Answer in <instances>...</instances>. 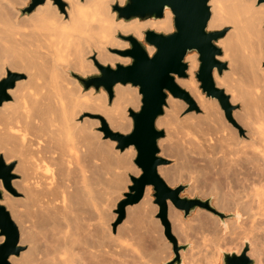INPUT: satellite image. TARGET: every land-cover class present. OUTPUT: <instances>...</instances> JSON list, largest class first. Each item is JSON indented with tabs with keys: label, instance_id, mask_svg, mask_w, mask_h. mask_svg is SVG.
Listing matches in <instances>:
<instances>
[{
	"label": "bare ground",
	"instance_id": "obj_1",
	"mask_svg": "<svg viewBox=\"0 0 264 264\" xmlns=\"http://www.w3.org/2000/svg\"><path fill=\"white\" fill-rule=\"evenodd\" d=\"M62 1L67 3V7L62 11L58 10V5L53 0H45L30 13L18 16L17 7L24 6L26 0H0V79L5 77L7 69L4 60L6 42L7 47L12 50L11 54L15 52L23 61L20 64L16 60L18 64L14 60L10 67L23 70L27 76V80H17L15 86L9 89L12 101H5L0 106V150H5L4 156L8 158H20L15 171L24 173L19 185L28 194L27 207L19 209L20 202L17 198L14 199L7 192H3L1 203L10 209L11 217L18 224L20 242L30 243L26 255H12L9 261L11 264H149L139 261L135 243L131 241L132 233H129L126 227L117 228V234H110L108 231L104 233L105 231L100 229L102 226L96 227L98 223L95 229L93 226L91 229L78 226L79 223L76 226L75 223L80 222L81 213H78V220L76 216H70L74 210H69V204L72 203L68 204L67 198L69 183L75 184L79 179L82 184H87L86 181L94 177L98 180L96 177L100 176V167L91 165L92 158L104 157L110 166L139 174V170L134 169L131 163L135 156L132 146L123 152H113L111 148L114 142H108L110 149L105 148L106 142L104 145V142L97 140L100 134L90 130L87 122L76 120L81 112L88 111L101 115L112 130L127 133L132 127L128 109L137 110L140 106L138 88L129 84H115L114 98L107 104L104 90H84L78 78L70 77L68 71L86 77L97 73L96 63L110 66L115 63H129V58L108 51V48L128 47L127 42L118 40L114 35L131 34L142 41L143 31L146 29L169 33L173 30L172 13L169 8H165L162 18L124 20L117 19L111 11L113 3L122 5L124 0ZM209 4L211 16L207 29L214 30L224 24H232L233 27L226 36L216 42L223 51L219 59L228 58L230 68L229 72L220 75L214 70L216 85H226V90L232 94L230 101L245 97V102H242L245 106H253L254 111L258 103L264 107V77L262 87L258 84L262 75L258 74L260 59L257 57L258 47L263 43L260 35L264 32V28H261L264 22V2L209 0ZM253 38L261 40L260 43L253 42ZM145 47L149 55L154 52L153 46L145 44ZM17 56L14 59H17ZM185 60L188 63V77H177L175 81L194 96L198 106L205 111L201 118L192 114V117L196 118L190 117L193 121L188 120L190 128L193 131L200 129L201 134L177 143L172 135L165 131L166 136L158 141L161 154L174 156L179 164L176 168L161 164L157 168L158 173L168 184H174L182 171H189L194 181L191 195L196 191L199 194H213V205L216 209L235 212L231 213L234 218L225 219L224 224L216 216H210L200 210H196L195 214L185 220L190 221L194 229H206L212 235L209 239L211 242L207 244V253L203 244L204 256L197 259L195 256L198 255L193 257L191 251L188 258V254L184 253L188 259L191 258V261L187 262L211 264L221 254L220 247L231 248L240 254L244 251L247 241L249 245L245 254L254 259L253 264H264V125L258 124L263 121L249 123V133L253 136L257 134V138L254 136L249 141L243 139L239 122L236 120V126H233L215 116L213 104L199 90L194 75L198 66L196 51L188 52ZM259 85L262 89H259ZM258 89L262 91L258 93ZM214 100L212 98L211 101L215 103ZM167 102L173 105V109L177 106L175 98L168 97ZM167 113L157 118V125H175L176 122L172 121L175 117L172 119L171 114ZM246 116L248 118L247 114ZM182 123L183 121L180 125ZM73 163L75 168L71 167ZM57 165L64 166V170L59 169L61 171L58 173L60 183L55 182L58 178L55 171ZM88 169H91L92 175ZM17 183L15 181L14 185ZM1 185L0 179V187ZM76 189L73 195L77 193L79 196L78 191L81 189ZM150 190L151 186H147L140 204L149 201ZM78 198L76 201L82 199ZM76 203L74 206H77ZM79 203L81 204L80 201ZM85 205L87 207V203ZM74 206L72 208L76 209ZM168 215L176 221V230L179 227L181 236L185 238L181 213L169 204ZM241 215L244 218L241 219ZM72 217L76 219L72 221ZM85 220L87 221L86 218ZM82 225L85 226L83 222ZM125 238L130 239V243ZM120 239L126 241L123 244L128 248L120 247L123 251L120 250L119 253L114 250L113 245L117 246L122 242ZM143 257L141 255L140 259Z\"/></svg>",
	"mask_w": 264,
	"mask_h": 264
},
{
	"label": "water",
	"instance_id": "obj_2",
	"mask_svg": "<svg viewBox=\"0 0 264 264\" xmlns=\"http://www.w3.org/2000/svg\"><path fill=\"white\" fill-rule=\"evenodd\" d=\"M45 0H30L28 6L22 9V13H30ZM62 11L65 2L53 0ZM264 0H257L262 3ZM165 8L172 13L173 30L169 33L157 32L152 29L143 31V40L154 47V52L149 55L145 44L131 34H119L127 41L129 46L124 49H112L122 57H129L130 63H115L114 67L96 63L98 72L86 77L74 75L87 90L93 87L96 91L103 88L108 97V103L114 98V86L130 84L137 87L140 94V106L137 110L128 109L132 120V127L127 133L112 130L106 120L96 114L100 120V130L104 139L116 142V149L123 151L132 146L136 152L133 159L139 169L138 175H130L131 184L123 193V198L117 203L118 217L113 223L115 228L120 223L126 212V207L140 202L147 186L153 189L154 203L158 205L157 217L164 226L165 235L173 244L174 257L163 264H183L179 255L180 249H186V245H178L175 236L171 233L168 219L169 202L183 212L187 217L196 208L206 209L217 215L224 224L225 218L233 214H225L211 205V198L201 199L181 196L184 185L171 187L158 173V166L166 164L167 159L159 155L158 141L164 137L163 129L156 127V120L164 113L168 93L175 98L183 99L190 108H196L195 101L187 90L180 87L175 77L186 78L188 64L184 58L188 52L196 51L199 67L195 76L199 87L207 97L217 99L221 108L225 111L226 118L234 123L231 115L233 105L229 95L219 88L214 80V70L220 75L226 64L219 59L222 49L216 44L217 40L225 35L226 29L209 30L208 21L211 16L209 0H125L122 5L113 3L111 9L116 12L117 19L130 20L138 18H162ZM22 77L21 73L7 69L6 76L0 79V105L10 99L9 89L15 86V82ZM14 163H5L0 155V179L5 189L14 191L11 180L15 174L12 172ZM3 193L0 190V201ZM0 264H11L9 258L19 255L22 250L19 228L13 221L9 211L0 203ZM248 242H245L244 251L237 254L235 251L222 250L221 264H253V261L245 254Z\"/></svg>",
	"mask_w": 264,
	"mask_h": 264
},
{
	"label": "rangeland",
	"instance_id": "obj_3",
	"mask_svg": "<svg viewBox=\"0 0 264 264\" xmlns=\"http://www.w3.org/2000/svg\"><path fill=\"white\" fill-rule=\"evenodd\" d=\"M124 2H125V0H124ZM256 2H257V0H256ZM29 3H30V0H26V4L24 5V6H21V7H17V9H18V16H21V15H23V14H28V13H22L21 11H22V9H24L26 6H28L29 5ZM115 3H117V2H115ZM119 4V3H118ZM210 5V4H209ZM67 7V3L65 2V8ZM59 8V7H58ZM58 10H60V9H58ZM111 11H113L112 9H111ZM114 13H115V16H116V12L115 11H113ZM264 28V22L261 24V28ZM232 24H224V25H222L221 27H219V28H216V29H214V30H218V29H226V32H225V35L224 36H226L231 30H232ZM262 28V29H263ZM119 34H115L114 36L118 39V40H120V41H123V42H127V41H125V40H123L122 38H120L119 36H118ZM223 36V37H224ZM260 37L262 38V45H261V47H258L259 46V44H257L258 42L260 43V41L261 40H259L258 38H253L254 40H252L253 42H257V43H255L256 45H258V46H256V47H258L259 48V50H257V51H259L258 52V55H257V57L259 56V59L260 60H258L259 62H260V64L258 65V69H260V70H258V74H261L262 76H261V82L260 83H258V84H261L262 85V80H263V78L262 77H264V32L262 33V35H260ZM259 37V38H260ZM222 38V37H221ZM256 39H258L257 41H256ZM6 40V39H5ZM6 42V41H5ZM252 42V43H253ZM128 43V42H127ZM142 43L143 44H146L145 43V41L144 40H142ZM217 44V43H216ZM254 44V43H253ZM252 44V45H253ZM0 45L2 46V44L0 43ZM146 45H148V44H146ZM218 45V44H217ZM8 45H7V42L5 43V62H6V64H5V66H6V68L7 69H9L10 71H13V72H17V73H21L22 74V77L19 79V80H27V76H26V72H24L23 70L21 71V70H18V69H13V68H11L10 67V64L12 63V62H14V60H15V62L16 63H18L17 61H19L20 62V64H22V59H20V57L18 58V56L15 54V52H13L14 54H11L12 52V50H10L8 47H7ZM128 46H129V44H128ZM219 46V45H218ZM220 48H221V46H219ZM1 48V47H0ZM126 48V47H125ZM257 48V49H258ZM261 48V49H260ZM115 49V48H114ZM120 49H124V48H120ZM222 49V48H221ZM261 50V51H260ZM10 51V52H9ZM108 51L110 52V53H113V54H116V53H114L113 51H112V49H109L108 48ZM263 52V53H262ZM9 53V54H8ZM197 53V52H196ZM11 55V56H10ZM116 55H118V54H116ZM222 55H223V51H222ZM221 55V56H222ZM262 55V56H261ZM17 56V59H14L15 57ZM118 56H120V55H118ZM197 56H198V54H197ZM261 56V57H260ZM9 57V58H8ZM93 57V59H94V57H95V55H93L92 56ZM92 57H89V59H91ZM122 57V56H121ZM125 58H129V57H125ZM7 60V61H6ZM17 60V61H16ZM221 61H223L225 64H226V67H225V69L223 70V72H229V70H230V68L228 67V63H229V60H228V58H223V59H220ZM22 61V62H21ZM130 61H131V59L129 58V63H130ZM184 61L187 63V61L185 60V58H184ZM19 64V63H18ZM188 64V63H187ZM112 67H114V66H112ZM198 67H199V60H198V66H197V68H196V70H195V73L198 71ZM97 68V67H96ZM7 69H6V71H7ZM188 70V69H187ZM97 72H98V69H97ZM215 72L217 73V71L215 70ZM223 72H222V74H223ZM68 74H69V76L70 77H72V78H75V74L73 75V73L72 72H70V71H68ZM195 75V74H194ZM217 75H219L218 73H217ZM5 76H6V74H5ZM187 77H188V71H187ZM186 77V78H187ZM175 78H177V77H175ZM195 79L197 80V78H196V76H195ZM197 82H198V80H197ZM216 83V82H215ZM178 84V83H177ZM264 84V83H263ZM80 85H81V83H80ZM130 85V84H129ZM179 85V84H178ZM82 86V85H81ZM180 86V85H179ZM225 86V87H224ZM181 87V86H180ZM219 88H222L223 90H224V92L227 94V95H229V99H230V97H231V95L232 94H230V92L231 91H227L226 90V85H220V86H218ZM259 89H262V87H263V85H262V87L259 85ZM82 88H83V86H82ZM90 88H92L94 91H96L93 87H90ZM89 88V89H90ZM183 88V87H182ZM198 88H199V90L201 91V93L204 95V97L205 98H207V100L208 101H210L212 104H213V112H215L214 114H215V116H219L218 118H220L221 117V119H223L224 121H226V124H229V125H233V126H236V120L239 122V128H241V137L243 138V139H245L246 141H249V140H251L252 139V137H254V136H256V135H251V133H249L250 131H251V127L249 126V123H253V122H259V121H263L262 123H258V124H262V125H264V119H263V105H259V104H261V103H258V104H256V107H254V109H255V111L252 109L253 108V106H250V107H248V106H245L246 104L244 103L245 101L244 100H246V98L245 97H243L241 100L240 99H238V100H236V101H230V103H231V105H233V109H232V111H231V115H232V117H233V119H234V123L233 122H231V121H229L227 118H226V116H225V111L221 108V106H220V104H219V102H218V100L217 99H215L214 101H215V103H213V101H211L212 100V98L211 97H207L206 96V94L205 93H203L202 92V90H201V88L199 87V82H198ZM100 89H102V90H104L103 88H100ZM99 89V90H100ZM258 89V93H260V91H262V90H259ZM85 90V89H84ZM88 90V89H87ZM99 90L98 91H96V92H99ZM105 91V90H104ZM263 91H264V88H263ZM105 93H106V91H105ZM263 93V92H262ZM106 96H107V93H106ZM168 97H172V98H175V97H173L171 94H169L168 93ZM168 97H167V99H168ZM192 98H193V100L195 101V104H196V108H190V106H189V104L187 103V102H185L183 99H180V98H175V100H176V102H177V106L176 107H174V109H173V105L172 104H169V102H167V100H166V102H167V104H166V106L164 107V113H163V115L162 116H164L167 112L169 113V115H170V117L173 119V117H175L172 121H173V123L174 122H176V123H174L175 125H171V126H165V125H157L156 124V127L158 128V129H163L164 130V132L165 131H168L171 135H172V138H173V140L174 141H177V143H179V142H181V141H185V140H188L189 138H193L195 135H197V134H201L200 133V129H196V130H192L191 128H190V122H188V120H192L191 118H194V117H192V114H193V116H198L199 118H201L204 114H205V111L202 109V108H200L199 106H198V101L194 98V96H191ZM214 99V98H213ZM244 99V100H243ZM5 101H12V96L10 95V99L9 100H5ZM5 101H3V102H5ZM242 101H244V102H242ZM179 103V104H178ZM244 103V104H243ZM3 104V103H2ZM1 104V105H2ZM107 104H109L108 103V97H107ZM263 104V103H262ZM0 105V106H1ZM170 105H172V106H170ZM243 105V106H242ZM217 106V107H216ZM255 106V105H254ZM244 108H245V110H244ZM247 108V109H246ZM250 108V109H249ZM172 109V110H171ZM217 109H218V112H217ZM243 109V110H242ZM167 110V112H165ZM216 110V111H215ZM249 110V111H248ZM250 110H251V112H250ZM245 111V112H244ZM250 114H249V113ZM167 113V114H168ZM174 114V116H172L173 114ZM244 113H246L247 115H248V118H247V116H246V114H244ZM258 114V115H257ZM128 115H129V112H128ZM235 117H234V116ZM188 117V118H187ZM191 117V118H190ZM195 117V118H196ZM256 117V118H255ZM131 118V117H130ZM194 118V119H195ZM182 119V120H181ZM186 119V120H185ZM261 119V120H260ZM263 119V120H262ZM77 121H79V122H81V121H85V122H87V125H88V127L90 128V130H92V131H94V132H96L97 134H100V137L97 139V140H99V142H101V143H103L104 142V145H106V147L105 148H109L110 149V144H111V142H114V145H113V147L111 148V150L113 151H117V152H123V151H125V150H123V151H120V150H118V149H116V142L115 141H112L111 139H109V138H107V139H104L103 138V133H102V131L100 130V127H101V124H100V120L97 118V116H96V114H93V113H89L88 111H83V112H81L78 116H77V119H76ZM178 121V122H177ZM183 121V123L180 125V123ZM193 121V120H192ZM187 122V123H186ZM238 122H237V124H238ZM251 123V124H252ZM184 124V125H183ZM242 124V126L240 127V125ZM256 124V123H255ZM178 125V126H177ZM185 125H186V128H185ZM189 125V126H188ZM255 126H257V125H255ZM170 127V128H169ZM237 127H238V125H237ZM170 129V130H169ZM254 129V128H253ZM174 131V132H173ZM166 136V132H165V135H164V137ZM255 138H257V136L255 137ZM177 139V140H176ZM96 141V140H95ZM96 142H98V141H96ZM95 142V143H96ZM105 142H106V144H105ZM108 142H110V144L108 145ZM110 146V147H109ZM158 147H159V155L161 156V157H163V158H165V159H167L168 161H167V163L166 164H162V165H167V166H173L174 168H176V167H178V160L174 157V156H165V155H163V154H161V147L158 145ZM134 149V148H133ZM250 148H248L247 150L249 151V152H251V149L249 150ZM113 151V152H114ZM135 151V150H134ZM4 154H5V150H0V155H2V157H3V159H4V161H5V163H14V167H13V170H12V172L15 174V176H14V178L11 180V185H12V187H13V189H14V191L12 192V191H9V190H7V189H5V187L3 186V184L1 185V187H0V190L2 191V193L3 192H7L8 194H10V196H12V198L14 197V199H16L17 198V201L18 202H20L19 203V209H24L25 207H27L26 205H27V197L26 196H28V194H27V192L25 191V190H23V188H21V185H19V184H21L20 183V181L19 180H21L22 179V177H23V175H24V173L23 172H19V171H15V167L18 165V163H19V157L17 156H11L10 158H8L7 156H4ZM80 154H82V153H80ZM80 154H78L79 156H80ZM135 154H136V152H135ZM135 157V156H134ZM134 157H133V159H134ZM101 159H97V158H92V160L91 161H93L92 162V164L91 165H95L96 167H100L99 169H98V172L100 171V173H98V174H100V176L102 177H100V176H98L97 175V177H96V179H98L97 181L95 180V177L93 178V179H88V181H86L87 182V184L85 183H83L82 184V182L78 179V181H79V183H78V181L75 183L76 185H78V189H76V185L74 184V183H72V184H70L69 183V187H68V193H67V198H68V200H69V202H68V204L69 203H72L71 205L69 204V206H71V209H69V210H71V211H73V213L71 212V214H70V216H76V220H78V213L80 214V216H79V218H80V222H76L75 223V225L77 224V223H79V224H77L78 226L79 225H81V227H86V228H89V229H91V227L93 228V229H95L94 227H95V225H97V223H98V226H96V227H101L100 229L101 230H104L105 232L104 233H107V231L110 233V234H117V228H121V227H126V229L129 231V233L131 232L132 234H131V238H133L131 241H132V243H135L134 244V248L136 249V251H138V256H139V261H141V262H145V263H149V264H163V263H165L166 261H168V260H170V259H172L173 257H174V252H173V244H172V242L167 238V236L165 235V229H164V226L162 225V223L160 222V219L157 217V213H158V205L157 204H155L154 203V196H153V189H152V187H151V190H150V193H149V201H147L145 204H140V203H137V204H134V205H129V206H127L126 207V212H125V217H124V219L120 222V223H118L117 225H116V227L114 228L113 227V223H115V221H116V219H117V217H118V213L116 212L117 211V203L119 202V200L120 199H122L123 198V193L125 192V191H127V186L129 185V184H131V181H130V178H129V176L130 175H136V174H134L133 172H131V171H126V170H124L123 168H116V167H114L113 165L112 166H110V164L107 162V159L105 160V159H103L102 157H100ZM97 159V160H96ZM133 159L131 160V163L133 164L132 166L134 167V169L136 168V170H139L137 167H136V165L134 164V162H133ZM104 160V161H103ZM75 161V160H74ZM177 162V163H176ZM107 164V165H106ZM177 164V165H176ZM75 165V163H73V165H71V167L72 168H75L76 166H74ZM64 166H56L55 168V171H57L56 172V174H57V177H58V173H60V171H59V169H62ZM116 169V170H115ZM62 170H64V169H62ZM90 170V171H89ZM59 171V172H58ZM88 171H89V173L91 172V169H88ZM102 172V173H101ZM125 172V173H124ZM140 172V171H139ZM88 172H87V175L89 174ZM122 173V174H121ZM91 174V173H90ZM114 174V175H113ZM92 175V174H91ZM119 175V176H118ZM191 176V174H190V172L189 171H187V170H184V171H182V173L180 174V176L177 178V181L174 183V184H168L169 186H171V187H176L177 185H184V189H183V191L180 193V195L181 196H187V197H190V198H194V197H198V198H201V199H207V198H211V205L214 207V208H216L214 205H213V200H214V195L213 194H208V195H205V193L203 194V192L202 193H197V191L196 192H194V194L193 195H191L190 194V192H191V188L193 187L192 186V184H194V181H193V179L190 177ZM93 177V176H92ZM91 177V178H92ZM163 178V177H162ZM101 179V180H100ZM91 180V181H90ZM100 180V181H99ZM165 180V179H164ZM16 181V183H17V185L15 186L14 185V182ZM55 182H57V183H60V180H59V177L58 178H56L55 179ZM95 182H96V184H95ZM89 183V184H88ZM95 184V186H93ZM19 185V186H18ZM72 185V186H71ZM74 185V186H73ZM83 185V186H82ZM97 185H98V187H97ZM82 186V187H81ZM84 187V189H82ZM101 187V188H100ZM76 189V191H78V190H80L81 189V191L79 192L78 191V195L79 196H77V193L75 194V195H73L75 192H73V191H75V189ZM100 189V190H99ZM83 190H85V192L83 191ZM71 192H73V193H71ZM84 192V193H83ZM24 193V194H23ZM80 193H82V194H80ZM92 193V194H91ZM71 195V196H70ZM73 195V196H72ZM80 195H82V197L80 196ZM88 195V196H87ZM204 195V196H203ZM75 196V197H74ZM86 196V197H85ZM78 197H80V198H78ZM88 197V198H87ZM3 198V197H2ZM72 198H74V199H72ZM77 198L78 199H83V202H82V199L81 200H78V201H76L77 200ZM85 198V199H84ZM88 199V201H87V199ZM90 199V200H89ZM67 200V201H68ZM70 200H72V201H70ZM74 200V201H73ZM25 201V202H24ZM67 201H66V203H67ZM77 203H76V202ZM79 201L81 202V204L79 203ZM85 201V202H84ZM0 203H1V201H0ZM24 203V204H23ZM77 204V206L75 205L74 206V204ZM87 203V207H86V205L84 206V204H86ZM1 204H3V203H1ZM83 204V205H82ZM169 204L175 209V210H177V211H179L180 213H181V218H182V226H184L182 229L184 230V233H186V237L185 238H187V239H185L184 237H182L181 236V234H180V230H179V227H178V230H176L177 229V224H176V221L175 220H173L172 218H170L169 217V215H168V219H169V222H170V227H171V233L175 236V238H176V240H177V244L178 245H186L187 247H186V249H180L179 250V255H180V257H181V259H182V263L183 264H189L188 262H190L191 261V258L190 259H188L189 257H190V255H191V253H189V252H191V251H193L192 252V256L194 257L195 255H198V256H195V257H197V259H198V257H199V259L200 258H202L204 255L203 254H205V253H207V250H208V246H207V244H209L210 242H211V240H210V242H209V239H211L212 238V235H211V233H209V231L208 230H206L207 232H205V230H203V231H200V230H197V229H194L193 228V225H192V223L190 224V221H187V222H189L188 224H187V222L185 221V220H188V218H190L193 214H195V212H196V210H200V212H206V213H208V214H210V216H213V217H215L216 216V218H218L219 219V217L217 216V215H215V214H213L212 212H210V211H208V210H206V209H202V208H196L194 211H192L187 217H184L183 216V212L181 211V210H179V209H177V208H175L170 202H169ZM4 206H5V204H3ZM76 207V209L75 208H72V207ZM80 206V207H79ZM84 208H83V207ZM6 207V206H5ZM78 207V208H77ZM82 207V208H81ZM86 207V208H85ZM70 208V207H69ZM80 208V209H79ZM6 209H7V207H6ZM131 209V210H130ZM8 211H9V213H10V215H11V211H10V209H7ZM68 210V211H69ZM76 210V211H75ZM86 210V211H85ZM89 210V211H88ZM97 210H98V214H96L97 213ZM128 210V211H127ZM129 210H130V212H129ZM218 210V209H217ZM80 211V212H79ZM221 211V210H220ZM77 212V213H76ZM83 212V213H82ZM85 212H87L86 213V215H85ZM223 213H225V214H230V213H235L234 211H222ZM75 213H76V215H75ZM74 214V215H73ZM89 214V215H88ZM168 214H169V208H168ZM84 216V217H82V216ZM96 215H97V217L98 218H100L99 220L97 219V217H96ZM73 218V219H72ZM71 219H72V221L73 220H75L74 219V217H72ZM85 218L87 219V221L85 220ZM231 219H233L234 218V215L232 216V217H230ZM241 219L242 218H244V216L243 215H241V217H240ZM13 219V218H12ZM82 219V220H81ZM225 219H228V218H225ZM13 221H14V219H13ZM84 221L86 222V223H84ZM15 222V221H14ZM82 222H83V224H85V226H83L82 225ZM186 224H185V223ZM16 223V222H15ZM94 223V224H93ZM87 224V225H86ZM99 224H100V226H99ZM16 225L18 226V224L16 223ZM75 225H74V223H72V226H74L75 227ZM76 225V226H77ZM189 225V226H188ZM176 226V227H175ZM188 226V227H187ZM104 228V229H103ZM187 228V229H186ZM190 228V229H189ZM92 229V230H93ZM189 229V230H188ZM194 230H196L195 231V233H194ZM187 231V232H186ZM193 231V232H192ZM20 233V232H19ZM197 233H198V235H197ZM200 233H203V234H200ZM208 233V234H207ZM205 234V236H203ZM195 235V236H194ZM209 235V236H208ZM209 238H208V237ZM211 236V237H210ZM200 238L202 239V240H200ZM126 239V238H125ZM185 239V240H184ZM205 239V240H204ZM208 239V240H207ZM122 241V242H120V243H118L119 241ZM117 243H118V245L116 246H114L113 245V247H114V250L116 251H118L119 253H120V250L121 251H123L121 248H123V249H126V248H128L127 246H126V248H125V244H123V243H126V241H124V239H120ZM127 240V239H126ZM130 240V239H129ZM129 240H127V242H129L130 243V241ZM198 240H200V242L198 241ZM204 240V242H202ZM197 241V242H196ZM206 241V242H205ZM116 243V244H117ZM131 243V244H132ZM19 244L22 246V250L20 251V253H19V255L22 253V254H24V255H26L27 253H28V249H29V246H30V243H28V242H24V243H21V242H19ZM120 244H122L121 246H120ZM201 245V247L203 246V244H204V247L206 248V251H205V248L204 247H200L199 245ZM206 244V245H205ZM196 246H198V247H196ZM112 247V248H113ZM121 247V248H120ZM200 247V248H199ZM116 248V249H115ZM226 248V249H225ZM192 249V250H191ZM220 250H225V251H234L233 249H231V248H227V247H220L219 248ZM200 250V251H199ZM202 250H204L205 251V253L202 251ZM142 251V252H141ZM202 251V252H201ZM198 252H200V254L201 255H199V253ZM236 252V251H235ZM147 253V254H146ZM184 253H186V254H188L187 255V257H186V254H184ZM194 253V254H193ZM203 253V254H202ZM136 254H137V252H136ZM142 256H144L143 258H141L140 259V256L141 255ZM182 254H184V255H182ZM190 254V255H189ZM201 256V257H200ZM148 257V258H147ZM157 257H159V258H157ZM162 257V258H161ZM249 257V256H248ZM155 258V259H154ZM185 258H186V261H185ZM250 258V257H249ZM148 259V260H147ZM188 259V260H187ZM194 259V258H193ZM196 258H195V260H197ZM221 259H222V253L219 255V257H218V259L217 260H215V261H212L211 262V264H221ZM252 261H253V263H254V259L253 258H250ZM155 260V261H154ZM194 260V261H195ZM188 261V262H187ZM215 262V263H214ZM34 263V262H33ZM35 263H37V262H35ZM34 263V264H35ZM32 264V263H31Z\"/></svg>",
	"mask_w": 264,
	"mask_h": 264
}]
</instances>
